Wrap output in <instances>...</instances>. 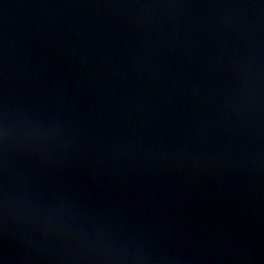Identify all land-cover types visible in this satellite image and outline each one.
I'll use <instances>...</instances> for the list:
<instances>
[{
    "label": "water",
    "instance_id": "obj_1",
    "mask_svg": "<svg viewBox=\"0 0 264 264\" xmlns=\"http://www.w3.org/2000/svg\"><path fill=\"white\" fill-rule=\"evenodd\" d=\"M0 264H264V0H0Z\"/></svg>",
    "mask_w": 264,
    "mask_h": 264
}]
</instances>
